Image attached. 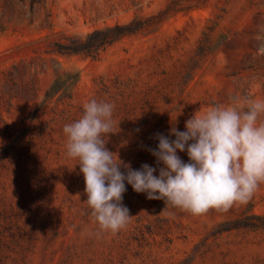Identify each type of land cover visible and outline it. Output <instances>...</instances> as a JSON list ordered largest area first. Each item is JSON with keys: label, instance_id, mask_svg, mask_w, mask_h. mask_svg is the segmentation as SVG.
<instances>
[{"label": "rangeland", "instance_id": "374dc122", "mask_svg": "<svg viewBox=\"0 0 264 264\" xmlns=\"http://www.w3.org/2000/svg\"><path fill=\"white\" fill-rule=\"evenodd\" d=\"M135 19L144 28L97 60L46 52L52 33ZM262 43L264 0H0V264H264V182L194 216L125 181L133 218L102 232L63 132L85 103L113 104L106 147L155 168L157 133L185 131L200 107L264 100Z\"/></svg>", "mask_w": 264, "mask_h": 264}, {"label": "clouds", "instance_id": "9594fccd", "mask_svg": "<svg viewBox=\"0 0 264 264\" xmlns=\"http://www.w3.org/2000/svg\"><path fill=\"white\" fill-rule=\"evenodd\" d=\"M258 51L264 53V43ZM83 109L78 120L63 127L66 155L79 161L84 203L102 232L116 233L133 218L122 202L125 181L147 199L163 200L165 209L171 206L194 216L246 203L264 182V100L246 95L233 104L200 107L186 120L185 131L173 126L169 136L155 135L157 148L147 151L157 167L145 163L138 170L106 147L114 105L93 99ZM178 151L187 152V163Z\"/></svg>", "mask_w": 264, "mask_h": 264}, {"label": "trees", "instance_id": "16d2710c", "mask_svg": "<svg viewBox=\"0 0 264 264\" xmlns=\"http://www.w3.org/2000/svg\"><path fill=\"white\" fill-rule=\"evenodd\" d=\"M144 28V22L135 19L130 23H117L113 26L96 29L85 37H75L66 33H52L47 36L48 53L81 55L97 60L110 46L121 39L136 34Z\"/></svg>", "mask_w": 264, "mask_h": 264}]
</instances>
